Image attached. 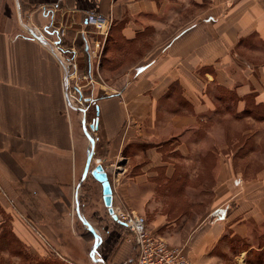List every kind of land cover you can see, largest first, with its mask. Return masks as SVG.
<instances>
[{
	"label": "crops",
	"instance_id": "crops-1",
	"mask_svg": "<svg viewBox=\"0 0 264 264\" xmlns=\"http://www.w3.org/2000/svg\"><path fill=\"white\" fill-rule=\"evenodd\" d=\"M89 10L113 18L94 67L96 118L108 154L133 162L121 192L146 198L148 230L193 264H209L227 239L246 243L243 264H264V0H0L1 254L12 256L15 238L21 264H87L79 218L94 263L132 255L118 229H90L76 192L88 157L82 164L63 68L26 30L54 14L63 46L83 47V32L94 40L82 24Z\"/></svg>",
	"mask_w": 264,
	"mask_h": 264
},
{
	"label": "rangeland",
	"instance_id": "rangeland-1",
	"mask_svg": "<svg viewBox=\"0 0 264 264\" xmlns=\"http://www.w3.org/2000/svg\"><path fill=\"white\" fill-rule=\"evenodd\" d=\"M61 18V17H60ZM67 48V46L64 45ZM78 52V71L79 73L85 72L87 67L84 66L85 63H88V57L84 50V47L80 45L76 46ZM94 79L92 81H88L86 79L81 78L77 79L79 85V89L75 86L74 93V85L71 84L69 87V91L74 93L75 98L71 99L72 107H69V110L74 115V127L77 135L78 141V151L82 161V164L85 162L86 158L89 155L91 148V141H94V157L91 163V169H93L97 164H101L104 169L107 171L111 184L113 185V206L115 208H119L124 211H135L145 217L147 219L150 215H153L151 212V206L148 202H146V198L144 197H136L134 194L131 195L130 192H121V181L124 177V173L131 172L133 162L128 161L126 158H116L108 154L106 150L105 140L102 136L101 128L99 126L97 128H92L91 124L95 121L97 114L95 109V104H97V99L101 96L102 87L98 84L100 83V77L96 74V70H93ZM78 87V86H77ZM77 89V90H76ZM256 111H261L260 108H255ZM80 172V171H79ZM76 192H79V199L85 205V214L86 218L89 219L97 228L98 231L95 232L101 236L105 235L107 228H114L121 231V236H126V229L122 228L118 225V223L111 217L108 212V209L104 205L102 199V189L100 183L92 176L91 172H89L84 180L80 179V173L76 179ZM197 199L205 200L204 203H201L197 207V212L203 213L204 207L207 204V200L209 199L204 197L203 195L196 197ZM178 202H175L174 198H170L168 201L167 209H172V206L175 208H180L182 205L181 197H178ZM179 214L175 213L171 215V217L178 216ZM77 224L79 225L78 233L82 234V238L85 240V251L84 256L87 264H100L94 263L89 257L88 251L91 248V243L93 241V234L90 232L89 227L87 228L79 218L76 219ZM121 228V229H120ZM9 230L4 231V235ZM163 234V233H162ZM12 246L10 247L12 256H4L0 252V264H21L23 260L19 258L18 254H22L24 248L19 244V242L15 238H11ZM246 243L242 240H223L221 244L219 243L216 248L212 249L208 256V263L215 264L214 256H222L221 260L217 259V263L221 264H243L244 258H237L236 253H241L243 249L246 248ZM232 248V250H231ZM226 249V251H223ZM100 251V249H99ZM96 254V247L93 248L92 252ZM249 261V260H248ZM256 260H251L249 262H255ZM193 263V262H192ZM216 263V264H217ZM53 264H67L65 262L53 263Z\"/></svg>",
	"mask_w": 264,
	"mask_h": 264
},
{
	"label": "built area",
	"instance_id": "built-area-1",
	"mask_svg": "<svg viewBox=\"0 0 264 264\" xmlns=\"http://www.w3.org/2000/svg\"><path fill=\"white\" fill-rule=\"evenodd\" d=\"M58 7L55 6V10L44 8V11L56 12ZM54 22L55 15L53 14L50 21L42 29L35 31L34 28L27 26L26 30L31 36L37 37L51 46L63 68V83L67 106L72 107L71 99L75 98V86L79 89L77 79H80L81 76L88 81L94 79L93 70L95 64H99L101 61L113 18L100 11L89 10L85 12L82 24L86 27H92L94 40L90 43L85 32H83L82 42L88 57L87 70L83 74L78 71V52L76 47L66 48L63 46L61 41L64 36V30L62 26L56 28ZM73 82H75L74 93L69 91V87ZM114 212L117 215V220L126 229L125 238L133 244V252L127 264H193L183 246L173 245L164 237L149 231L143 215L135 211H124L115 207Z\"/></svg>",
	"mask_w": 264,
	"mask_h": 264
},
{
	"label": "water",
	"instance_id": "water-1",
	"mask_svg": "<svg viewBox=\"0 0 264 264\" xmlns=\"http://www.w3.org/2000/svg\"><path fill=\"white\" fill-rule=\"evenodd\" d=\"M92 128H97L98 127V118L95 119V121L91 124ZM90 152L88 155V159L86 162L85 166V171H84V176H86L89 173L90 166L94 157V141H91V148ZM91 174L92 176L101 183L102 185V193H103V202L106 208L108 209L109 214L114 218L117 219V215L114 212V207H113V188L111 181L109 179L107 171L104 169V167L101 164H97L93 169H91ZM91 231L97 235L95 230L90 227ZM98 238V235H97ZM98 244V241H97Z\"/></svg>",
	"mask_w": 264,
	"mask_h": 264
},
{
	"label": "bare ground",
	"instance_id": "bare-ground-1",
	"mask_svg": "<svg viewBox=\"0 0 264 264\" xmlns=\"http://www.w3.org/2000/svg\"><path fill=\"white\" fill-rule=\"evenodd\" d=\"M91 171V166H90V170H89V172ZM100 185H101V183H100ZM112 188H113V185H112ZM101 189H102V186H101ZM82 213V212H81ZM92 223V222H91ZM92 225L94 226V228L98 231V228L92 223Z\"/></svg>",
	"mask_w": 264,
	"mask_h": 264
},
{
	"label": "trees",
	"instance_id": "trees-1",
	"mask_svg": "<svg viewBox=\"0 0 264 264\" xmlns=\"http://www.w3.org/2000/svg\"><path fill=\"white\" fill-rule=\"evenodd\" d=\"M100 97H102V95H101ZM100 97H99V98H100ZM95 105H96V104H95ZM95 109H97V106H95ZM6 235H8V233H7V232H6Z\"/></svg>",
	"mask_w": 264,
	"mask_h": 264
}]
</instances>
